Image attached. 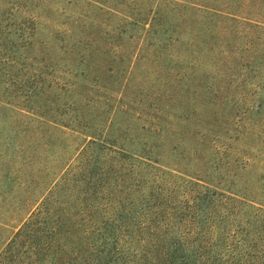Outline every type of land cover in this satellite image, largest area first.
Masks as SVG:
<instances>
[{
	"label": "trees",
	"instance_id": "trees-1",
	"mask_svg": "<svg viewBox=\"0 0 264 264\" xmlns=\"http://www.w3.org/2000/svg\"><path fill=\"white\" fill-rule=\"evenodd\" d=\"M67 6L70 27L66 23L57 26L58 18L51 16L52 27L45 38L36 22L21 46V56L7 57L6 66L23 65L26 76L15 91L22 97L20 102L7 94H0V100L27 111L19 113L30 122L66 128L91 139L80 156L74 159V154L64 163L23 216L14 224L0 220V229L10 232L0 241V264H40L41 257L57 264L54 254L64 240L76 235L79 226L75 206L64 201L70 197L67 186L76 189L78 183L85 185L94 177L103 180L104 173L96 172L105 160L109 168L124 160L167 166L212 184L218 194L217 178L205 170L209 164L195 171L188 163L181 164L188 154L185 145L194 138L190 135L194 121L199 119L201 126L210 125L212 130L218 126L214 142L227 150L245 135L242 116L258 123L259 112L252 107L243 111L247 116L240 114L244 108L239 100V74L242 70L254 74L256 63L264 66V0H67ZM32 49L37 50L33 61ZM208 64L211 68L202 66ZM35 65L38 73L33 76ZM7 105L2 108L10 109ZM224 112L231 117L225 123ZM226 132L232 135L226 137ZM89 191L84 188L82 192L88 196ZM231 193L235 201L262 214L258 226L249 222L248 230L238 231L243 237L242 250L239 260L231 264H264V238L258 236L264 229V198H259L261 205L257 206L251 194ZM95 211L83 204L79 215L91 218ZM125 220L121 217L120 222ZM223 227L202 224L196 228L197 235L203 233L198 240L207 245L211 239L213 249L199 245L202 264H225L214 255L221 238L211 237L212 233L226 234ZM83 235L91 250L87 264L148 261V248L126 254L125 247L133 242L125 241L124 246L115 238L105 248L106 239L101 236L99 240L93 230H84ZM139 245L162 248L163 257L174 260L179 250L186 249L184 240L172 242L168 237ZM23 248L29 249V258L20 257Z\"/></svg>",
	"mask_w": 264,
	"mask_h": 264
},
{
	"label": "rangeland",
	"instance_id": "rangeland-1",
	"mask_svg": "<svg viewBox=\"0 0 264 264\" xmlns=\"http://www.w3.org/2000/svg\"><path fill=\"white\" fill-rule=\"evenodd\" d=\"M67 8V0H0V94L15 98V102L22 100L15 91L26 76L24 67L18 65L12 69L6 66L7 57L18 59L21 56L24 51L21 46L32 34L36 22H40L36 28H39L45 38L52 27L49 20L51 16L58 18L57 26L67 24L70 27L66 23ZM36 53V49L30 51V60L33 61ZM205 63L206 59L203 60V64ZM202 66L211 68L209 64ZM37 69L38 66H33V76L38 73ZM253 69L255 73L252 75L246 70L239 74V100L244 108L240 110V114L246 115L243 111L252 107L254 112H259L256 116L258 123L249 122L242 116L241 131L245 135L227 150L222 143L214 142L218 126L212 130L210 125L201 126L199 119H196L192 125L193 134H190L194 138L185 145L188 154L181 164L184 166L188 163L189 168L194 171L204 170V165L209 164L205 170L207 174H213L217 178V184L220 185V189L216 188L218 194L213 191L212 184L196 180L180 171H173L167 166H149L134 160H124L120 164L112 163L109 168V162L102 161L96 174L104 173L101 175L103 180L94 177L88 180L90 184L78 183L76 189L67 186L70 197H64V201L68 200L72 207L75 206V223L79 226L75 228L76 235L64 240L54 254L55 259H59L57 264L89 262L86 258L91 250L83 242L84 230H93L99 240L103 236L108 243L105 248L111 246L115 238L123 241L124 246L125 241L130 244L133 242L132 246L125 247L126 254H134L135 248H148L146 264H202L199 261V245H204L213 252L211 239L207 245L198 240L203 233L200 231L201 234L197 235L196 228L202 224L224 226L223 232L226 234L222 233V237L218 233L211 234L213 240H222L215 247L214 255L225 264L237 262L243 238L238 231L248 230L251 225L258 226L262 214L259 216L254 209L235 201L231 192L251 194L257 206L261 205L259 198H264V75L261 76L264 66L261 62L256 63ZM146 88L149 90L150 86L147 85ZM6 105L0 100V220L14 224L31 207L42 188L56 178L64 168V163L74 154L76 159L91 138L66 128L54 129L30 122L19 113L22 111L29 114L27 111L10 105H7L10 109L2 108ZM229 118L228 112L222 114L224 123ZM206 130L209 131L208 136H205ZM226 133V137L232 135L231 132ZM169 156L167 153L166 160ZM192 180L199 182L200 186ZM84 188L90 189L88 196L82 192ZM83 204L96 208L95 215L91 218L79 215ZM121 217L131 224L126 225L127 220L120 222ZM116 230H119L118 234ZM259 233L260 239L264 238V229ZM9 234V230L0 229V241ZM85 237L89 240V236ZM167 237L172 238V242L179 239L185 241L186 249L179 250L178 260L163 257L164 251L160 247L139 245ZM195 240L197 243L194 246L186 245V242ZM20 251L22 259H25V255L29 258V249L25 251L23 248ZM45 259L46 257H41L40 264L54 263Z\"/></svg>",
	"mask_w": 264,
	"mask_h": 264
}]
</instances>
